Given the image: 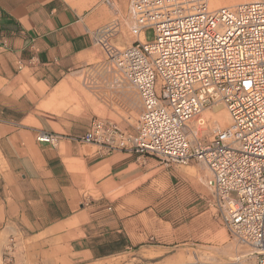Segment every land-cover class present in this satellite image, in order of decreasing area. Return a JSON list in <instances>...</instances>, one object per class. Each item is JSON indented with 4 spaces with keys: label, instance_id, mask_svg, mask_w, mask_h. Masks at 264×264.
I'll list each match as a JSON object with an SVG mask.
<instances>
[{
    "label": "crops",
    "instance_id": "crops-1",
    "mask_svg": "<svg viewBox=\"0 0 264 264\" xmlns=\"http://www.w3.org/2000/svg\"><path fill=\"white\" fill-rule=\"evenodd\" d=\"M129 2L0 0V250L8 264H107L172 225L159 208L158 162L69 139L101 119L86 98L77 108L69 95L108 58L100 31L119 21L109 43L123 41ZM42 131L65 138L40 143ZM204 214L177 212L180 226L164 232L165 243L187 245Z\"/></svg>",
    "mask_w": 264,
    "mask_h": 264
},
{
    "label": "built area",
    "instance_id": "built-area-1",
    "mask_svg": "<svg viewBox=\"0 0 264 264\" xmlns=\"http://www.w3.org/2000/svg\"><path fill=\"white\" fill-rule=\"evenodd\" d=\"M128 20L136 38L130 46L109 43L119 21L100 36L117 78L140 100L138 129L128 134L96 118L69 139L203 165L215 218L250 249L246 258L264 264V0L217 9L210 0H130ZM220 105L231 124L200 138L203 112ZM63 138L37 136L52 146Z\"/></svg>",
    "mask_w": 264,
    "mask_h": 264
},
{
    "label": "rangeland",
    "instance_id": "rangeland-1",
    "mask_svg": "<svg viewBox=\"0 0 264 264\" xmlns=\"http://www.w3.org/2000/svg\"><path fill=\"white\" fill-rule=\"evenodd\" d=\"M254 0H210V7L217 9L225 6H235L240 3ZM257 1V0H255ZM128 7L127 1L123 9ZM122 18V17H121ZM123 21V41L116 46L123 48L130 46L136 38L129 31V20ZM149 41L153 40V31L147 32ZM79 89L69 95L77 108L79 98H86L88 105L93 109L95 117L116 124L122 131L135 134L140 121L141 103L137 94L122 84L114 73L106 57L98 59L91 70H86L77 79ZM136 97V98H135ZM65 108L69 105H65ZM228 114L223 106L207 109L200 117L206 125L199 127V137L210 140L213 133V119H218L224 127L229 123L219 119V115ZM229 115V114H228ZM149 157L159 164L162 172L161 198L158 202L162 217L168 214V229L161 228L159 233L150 236L126 258H118L107 264H254L255 258H242L250 252L247 246L234 241L224 226L215 218L214 210L210 207L211 192L206 187L208 170L199 163L190 165L167 164L155 157ZM165 175V176H164ZM192 212V217L205 212L192 224L193 236L185 242L168 243L164 241L166 231L175 234L180 226L177 212ZM166 219V218H163ZM173 229V230H172ZM153 238V239H152ZM168 246L170 249H163ZM6 255L0 250V264H8ZM238 260H236V258Z\"/></svg>",
    "mask_w": 264,
    "mask_h": 264
},
{
    "label": "bare ground",
    "instance_id": "bare-ground-1",
    "mask_svg": "<svg viewBox=\"0 0 264 264\" xmlns=\"http://www.w3.org/2000/svg\"><path fill=\"white\" fill-rule=\"evenodd\" d=\"M257 1H259V0H257ZM248 2H250V1H248ZM248 2H246V3H248ZM218 118L221 119L225 123L229 122L226 126H229L231 124V119H230V116L228 114H225L224 116L219 115ZM212 125H213V129H215L216 127H219L220 129L226 128L218 119H213ZM244 257H246V256H243L242 258H244ZM236 260H238V259L236 258Z\"/></svg>",
    "mask_w": 264,
    "mask_h": 264
}]
</instances>
